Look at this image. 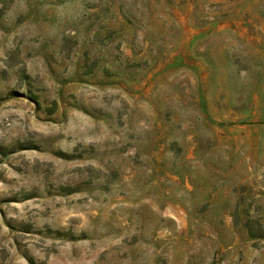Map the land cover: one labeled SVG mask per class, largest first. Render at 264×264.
<instances>
[{
    "label": "rangeland",
    "instance_id": "1",
    "mask_svg": "<svg viewBox=\"0 0 264 264\" xmlns=\"http://www.w3.org/2000/svg\"><path fill=\"white\" fill-rule=\"evenodd\" d=\"M0 264H264V0H0Z\"/></svg>",
    "mask_w": 264,
    "mask_h": 264
}]
</instances>
